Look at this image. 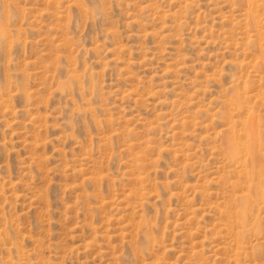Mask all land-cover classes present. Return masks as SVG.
<instances>
[{
  "label": "rangeland",
  "instance_id": "rangeland-1",
  "mask_svg": "<svg viewBox=\"0 0 264 264\" xmlns=\"http://www.w3.org/2000/svg\"><path fill=\"white\" fill-rule=\"evenodd\" d=\"M0 264H264V0H0Z\"/></svg>",
  "mask_w": 264,
  "mask_h": 264
}]
</instances>
